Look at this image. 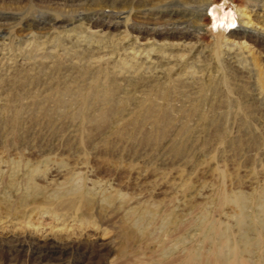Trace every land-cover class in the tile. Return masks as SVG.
<instances>
[{
	"label": "rangeland",
	"instance_id": "obj_1",
	"mask_svg": "<svg viewBox=\"0 0 264 264\" xmlns=\"http://www.w3.org/2000/svg\"><path fill=\"white\" fill-rule=\"evenodd\" d=\"M205 1L0 0V264H264V0Z\"/></svg>",
	"mask_w": 264,
	"mask_h": 264
},
{
	"label": "bare ground",
	"instance_id": "obj_2",
	"mask_svg": "<svg viewBox=\"0 0 264 264\" xmlns=\"http://www.w3.org/2000/svg\"><path fill=\"white\" fill-rule=\"evenodd\" d=\"M187 1V0H185ZM188 1H192L197 3L198 5L202 4L204 5V3H206L207 1L205 0H188ZM200 10V8H199ZM253 23V22H252ZM251 24V22L249 23ZM250 26V25H249ZM260 29H262V31L264 32V27H260ZM180 35V34H179ZM184 36V35H182ZM101 40V39H100ZM138 40V39H137ZM146 42V41H145ZM169 43V42H168ZM173 43V42H172ZM176 43V42H175ZM178 43V42H177ZM93 44V43H92ZM146 43H141L139 44L140 47L142 48H137L138 45L137 43L135 44V48H132V50L130 51V54L133 58H137L139 57L144 63L150 65V64H159L161 62H171L174 60V55H173V51L177 50V48H173L174 45L173 44H169V48L167 46V48H157L158 50H156L155 48H146L147 45H145ZM166 44V42H165ZM181 44V43H180ZM145 45V46H144ZM160 45V44H159ZM177 46V45H176ZM180 45L178 44V47ZM164 47V46H163ZM182 48V46H181ZM163 49H167L168 52L165 54V52H161V50ZM183 49V48H182ZM170 51V52H169ZM129 53V52H128ZM145 65V64H144ZM152 66V65H151ZM151 68V67H150ZM136 69V68H134ZM141 69V68H140ZM149 69V68H148ZM139 70V69H138ZM145 72V71H144ZM170 72V71H169ZM191 72V71H190ZM131 73V72H130ZM137 74H139L138 72H134ZM141 73V72H140ZM147 73V71H146ZM145 73V74H146ZM132 74V73H131ZM130 74V75H131ZM195 74V73H194ZM187 76V73L185 74ZM189 75V74H188ZM191 75V74H190ZM189 75V76H190ZM192 78V77H191ZM188 79V78H187ZM193 79V78H192ZM264 97V93L261 94ZM84 119H89V116H87L86 114H82ZM36 186V185H35ZM38 187V186H37ZM36 188V187H35ZM34 189V188H33ZM41 190V189H40ZM38 191V190H37ZM31 192V191H30ZM40 192V191H39ZM35 194V192H34ZM38 196V195H37ZM88 196L85 192H83L82 190L78 189L72 192H68L66 193L63 197H59V198H54V202H49L47 200L42 201V205L44 209H54L56 211V213L61 210L59 209L61 206L65 209V210H69L72 208L75 209H79V207L81 205H87L88 204ZM50 200V199H49ZM222 201L224 203L226 202H233V204L236 206L237 210H238V221L240 223L243 222L244 219V213H243V207L245 206V204L247 203V197L242 194V193H237L234 194L233 196H224L222 198ZM23 206V205H22ZM30 207V206H29ZM39 207V206H38ZM32 209V208H31ZM119 209V208H118ZM52 212V211H51ZM61 213V212H60ZM59 213V214H60ZM65 213V212H64ZM14 216V215H13ZM83 219V218H82ZM216 224V223H215ZM60 228V227H59ZM264 228V227H263ZM57 231V230H56ZM213 234V235H212ZM212 236L217 237V239L213 240V244H212V252L210 254V258L212 259L211 261H213L212 264H252L250 263V261L248 262V260L246 258H244V254L247 256V253H249V241H245L243 248H241L239 246L238 243L236 242H232V244H228L227 241L225 240V236L222 233L220 226L218 225H213L212 227ZM227 234V233H226ZM245 235V234H244ZM243 235V236H244ZM211 236V237H212ZM248 238V237H247ZM246 238V239H247ZM79 239V238H78ZM227 239V238H226ZM228 240V239H227ZM251 243V242H250ZM257 243V242H256ZM255 243V244H256ZM260 243V241L258 242V244ZM225 247H228L229 251L228 253L224 252ZM251 251V250H250ZM251 253V252H250ZM200 260L202 261L203 259L201 258V255L198 252H195L193 250H190L188 252V261L190 263H192V261L194 260ZM205 263V260L202 261Z\"/></svg>",
	"mask_w": 264,
	"mask_h": 264
}]
</instances>
